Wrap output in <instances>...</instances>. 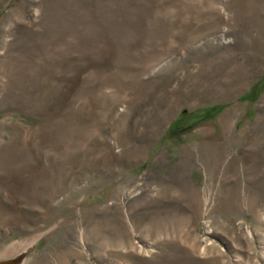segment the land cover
<instances>
[{"label": "rangeland", "instance_id": "374dc122", "mask_svg": "<svg viewBox=\"0 0 264 264\" xmlns=\"http://www.w3.org/2000/svg\"><path fill=\"white\" fill-rule=\"evenodd\" d=\"M0 264H264V0H0Z\"/></svg>", "mask_w": 264, "mask_h": 264}, {"label": "trees", "instance_id": "16d2710c", "mask_svg": "<svg viewBox=\"0 0 264 264\" xmlns=\"http://www.w3.org/2000/svg\"><path fill=\"white\" fill-rule=\"evenodd\" d=\"M256 94L257 93L254 94V97H256ZM171 130H173V127L170 128L169 133H171Z\"/></svg>", "mask_w": 264, "mask_h": 264}, {"label": "bare ground", "instance_id": "6f19581e", "mask_svg": "<svg viewBox=\"0 0 264 264\" xmlns=\"http://www.w3.org/2000/svg\"><path fill=\"white\" fill-rule=\"evenodd\" d=\"M204 251H205V250H203L202 253H204ZM206 254H207V252H206Z\"/></svg>", "mask_w": 264, "mask_h": 264}]
</instances>
